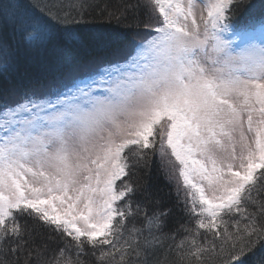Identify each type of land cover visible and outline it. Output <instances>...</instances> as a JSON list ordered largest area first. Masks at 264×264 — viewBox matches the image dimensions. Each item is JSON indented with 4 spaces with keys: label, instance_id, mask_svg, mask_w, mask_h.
<instances>
[{
    "label": "snow or ice",
    "instance_id": "1",
    "mask_svg": "<svg viewBox=\"0 0 264 264\" xmlns=\"http://www.w3.org/2000/svg\"><path fill=\"white\" fill-rule=\"evenodd\" d=\"M151 7L160 14L154 30L114 40L100 32L85 37L67 16L0 0V25L20 37L0 40V75L16 68L21 47L38 52L59 44L78 53L29 80L13 102L0 101V243L12 244L13 253L33 239L19 223L24 216L71 237L77 248L115 249L130 213L128 201L117 202L133 192L127 182L116 186L129 175L125 149L136 146L134 155L153 148L157 136L161 155L166 143L179 162L189 211L199 205L198 228L226 246V264H246L241 256L252 248L251 236L264 237V222L257 228L252 217L236 233L218 227L220 213L241 212L243 194L257 180L264 184V42L252 39L264 35V21L234 33L229 13L239 0H155ZM241 37L247 42L236 48ZM225 142L230 150L216 158L214 146ZM197 152L207 163L194 159ZM166 215L153 213L147 224L159 228ZM253 258L264 264V247Z\"/></svg>",
    "mask_w": 264,
    "mask_h": 264
},
{
    "label": "trees",
    "instance_id": "2",
    "mask_svg": "<svg viewBox=\"0 0 264 264\" xmlns=\"http://www.w3.org/2000/svg\"><path fill=\"white\" fill-rule=\"evenodd\" d=\"M27 1L37 6L45 15L60 18L67 16L69 21L75 19L76 24L72 26L79 28L85 37L97 32L114 40L131 37V32L141 28L148 20L149 12L154 11L156 19L143 30L140 35L143 36L147 29L158 23L159 17L156 9L151 7V0H146L145 3L143 0ZM257 2L258 0H253L248 8L243 6L242 17L254 14L253 8L258 5ZM260 7H264V3L257 8ZM3 40L14 43L20 37L15 34L12 38L5 36ZM56 46L61 51L58 52ZM22 49L21 47L16 68L6 75H0V99L8 98L14 92L18 94L29 80L44 77L48 70L55 69L66 59L78 55L59 44L46 51L23 52ZM17 94L8 101L13 102ZM164 147L180 186L183 180L179 176V162L171 155V149L166 143ZM130 151L131 149H127L124 153L129 163V175L118 182V186L127 182L133 188V192L119 204L123 206L128 201L130 213L126 214L119 237H114V243L119 240L115 249L109 245L93 246L87 243L82 249L77 248L71 237L53 231L51 227L32 217L24 216L19 218V223L22 227L27 225L33 239L29 241L26 250L16 253L10 250L12 244L0 243V264H57V261L62 264L65 259H70L72 264H226V246L221 244L220 237L214 236L207 229L198 228V213L189 211L191 200H183L177 193L176 185L171 181L163 163L158 162L149 150L144 149L134 155H130ZM176 179L174 178V182ZM247 192L248 195L244 194L247 202L242 200L241 212L233 213L231 217L225 213L220 214L223 221L218 223L220 230L227 227L230 233H236L237 229L242 231L250 223L249 217L253 218L257 228L264 222V184L257 180ZM161 211L167 212L161 218V226H149L146 217ZM116 227L117 225L113 226ZM193 240L195 245L192 244ZM251 241L252 248L241 256L246 264H253V253L264 247V237L253 234ZM197 247L199 252L196 251ZM102 252L110 254L102 255Z\"/></svg>",
    "mask_w": 264,
    "mask_h": 264
},
{
    "label": "rangeland",
    "instance_id": "3",
    "mask_svg": "<svg viewBox=\"0 0 264 264\" xmlns=\"http://www.w3.org/2000/svg\"><path fill=\"white\" fill-rule=\"evenodd\" d=\"M253 0H239L240 4H241V7L239 8H236L234 12H230L229 13V17H230V20L233 24V30L240 26V25H245L247 24L250 20H256V19H259L261 20L262 18H264V7H260V8H257L260 4L264 3V0H258L257 4L254 8H253V13H254V18L252 17H242L243 16V9L245 6H247L246 8L250 7L251 6V3H252ZM21 3L25 4V5H33V3L29 4L27 0H20ZM147 2L146 0H143V3ZM173 3H180L182 6L185 5L188 0H172ZM192 2L194 3H197V4H206L207 3V0H192ZM244 6V7H243ZM243 7V9H242ZM41 12V10H39ZM243 11V12H242ZM242 12V13H241ZM42 13V12H41ZM43 14V13H42ZM149 18L148 20L142 24L141 28H138L137 30H134L133 32H131L132 36L131 37H127V39H135L137 37H139L141 35V33L143 32L144 29H146L150 23L154 22L155 19H156V13L153 11V12H149ZM196 15H197V22L199 23V10L197 9L196 11ZM238 15V16H237ZM5 34V36L7 38H12L14 36V34L12 33V30L10 27L8 26H3V25H0V40H3L5 39V36L3 35ZM139 34V35H138ZM226 35V38H229V39H232L231 35H228V34H225ZM121 40V39H120ZM245 44L246 43V39L241 37L240 39L237 40L236 44H235V47L236 48H242L243 46H241V44ZM55 49L59 52L61 51V48L56 46ZM17 93H13L12 96L9 95L7 96L8 98L7 99H12L13 97H15ZM4 98H1L0 101H2ZM151 139V138H150ZM136 146H130L129 149H132V148H135ZM127 149H125L126 151ZM146 150H149L150 153L152 154V156H154L155 159H157L158 162H162L163 163V166H165V168H167V174L169 175L171 181L173 182V184L176 185V190H177V193H179V195L182 197L183 200H191V196L189 194V189H187V187L182 183H180V186L178 185V181L174 175V169H173V166L172 164L170 163V159L168 157V155L166 154V150H165V154L162 156L161 155V151H160V138L159 136L156 137V140H155V145L153 148H149V149H146ZM230 150V146L227 142L224 143L223 147L221 146H214V155L216 158H223L224 156L227 155V151ZM237 152H239V145H237ZM194 159H198V160H205V157L197 152L196 155L194 156ZM205 163H207V161L205 160ZM234 170H238V169H234ZM260 171V170H258ZM123 178V177H122ZM174 178L176 179L175 182H174ZM120 180L116 181V186L117 188H119L118 186V182ZM200 183L202 184V186L205 188V195L207 196L208 193H209V189H208V181L207 180H202L200 181ZM39 186V185H37ZM249 192L246 191V195H248ZM244 195V194H243ZM121 201H118L117 202V205L119 206ZM191 207V204L189 205ZM197 213L199 212V205H197ZM195 213V212H193ZM221 214V213H220ZM219 214V216H220ZM117 220L119 219V217L116 218ZM116 225V222L114 221L113 222V226ZM84 239V238H82Z\"/></svg>",
    "mask_w": 264,
    "mask_h": 264
},
{
    "label": "bare ground",
    "instance_id": "4",
    "mask_svg": "<svg viewBox=\"0 0 264 264\" xmlns=\"http://www.w3.org/2000/svg\"><path fill=\"white\" fill-rule=\"evenodd\" d=\"M28 3L31 4L29 1H28ZM31 5H32V4H31ZM122 39H123V38H122ZM122 39H121V40H122ZM22 50H23V52H24V49H22Z\"/></svg>",
    "mask_w": 264,
    "mask_h": 264
}]
</instances>
